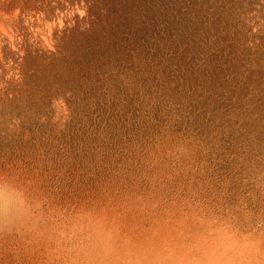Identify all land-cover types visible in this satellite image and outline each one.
Masks as SVG:
<instances>
[{"label":"rangeland","instance_id":"rangeland-1","mask_svg":"<svg viewBox=\"0 0 264 264\" xmlns=\"http://www.w3.org/2000/svg\"><path fill=\"white\" fill-rule=\"evenodd\" d=\"M148 6L0 0V193L23 209L0 219V264H264V0L230 9L237 70L179 90L180 120L92 115L122 103L83 82L100 37L117 43L139 25L123 14Z\"/></svg>","mask_w":264,"mask_h":264},{"label":"trees","instance_id":"trees-1","mask_svg":"<svg viewBox=\"0 0 264 264\" xmlns=\"http://www.w3.org/2000/svg\"><path fill=\"white\" fill-rule=\"evenodd\" d=\"M236 1L144 0L153 9L151 14L145 15L139 8L124 13L125 21L130 23L131 18H136L139 25L133 28L134 31H122L117 43L108 41V36H101L99 43L102 42L103 52L96 62L93 60L88 63V75L83 80L84 83H98L100 88H105V92L108 89L115 90V100L122 103H110L108 98H101V105L96 110L89 108L90 113L100 115L99 109L102 106L104 111L115 115L119 114L121 107L127 106L126 114L131 120L140 114L153 117L160 112L170 118L158 121L165 126L167 122L180 120L179 103L185 95H181L179 90H187V94L192 91L208 93L205 83L212 85L218 70H237L230 61L235 58L234 52L225 47L231 39L223 28L225 24L228 25V13ZM136 12L141 13L139 18ZM110 29L115 31L114 26ZM110 49L113 50L106 53ZM193 79H197L194 84ZM211 98L212 101L216 100L215 95ZM143 103L149 104L141 106ZM173 114L179 117L172 118ZM178 124L179 121L175 126ZM131 125L136 126V123ZM154 125L159 129L160 124ZM124 126L121 122H112L108 128L114 131L115 127H123L122 131L126 129ZM95 133L97 136L94 135V138L110 143L102 131ZM213 141L216 143L215 138ZM111 144H103L101 148H109ZM88 148L96 152L101 149L95 143L89 144ZM103 152L108 153V150L103 148Z\"/></svg>","mask_w":264,"mask_h":264},{"label":"clouds","instance_id":"clouds-1","mask_svg":"<svg viewBox=\"0 0 264 264\" xmlns=\"http://www.w3.org/2000/svg\"><path fill=\"white\" fill-rule=\"evenodd\" d=\"M22 213V207L16 205L6 191L0 193V219L11 220Z\"/></svg>","mask_w":264,"mask_h":264}]
</instances>
